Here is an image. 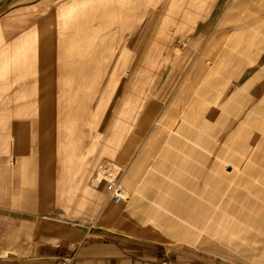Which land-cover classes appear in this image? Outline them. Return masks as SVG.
I'll use <instances>...</instances> for the list:
<instances>
[{"label": "crops", "instance_id": "1", "mask_svg": "<svg viewBox=\"0 0 264 264\" xmlns=\"http://www.w3.org/2000/svg\"><path fill=\"white\" fill-rule=\"evenodd\" d=\"M13 2L0 0V27L19 25L20 32L11 40L27 44L29 0ZM30 4L44 9V0ZM208 20L197 23L195 30L202 33L195 41H211L212 55L205 51L197 55L187 72L196 79L180 82L171 75L182 73L186 66L172 61L170 77L160 88L163 96L151 99L144 116L138 85L117 82V74L131 62L124 60L123 51L110 72L111 79L101 84L95 104L92 89L88 96L86 93L91 121L95 117L96 121L116 122V132L111 135L116 142L112 144L106 145L109 127L95 128L101 142L92 153L95 161H111L116 167L122 191L118 203L106 193L87 225L70 228L23 209L21 203L43 202L44 198L14 194L9 188L13 172L23 170L21 183L38 185L41 174L30 179L28 171H41L44 164L24 166L17 158L32 152L14 151L13 141L5 147L0 153V264H58L62 255L71 256L72 264H264V226L253 231V194L235 192L239 167L231 162L238 153L237 108L243 99L238 95L251 99L244 109V121L251 123L252 89L263 91L264 122V24L248 39L252 45L222 49L225 40L220 33H204ZM118 26L117 41L134 42L138 21L132 18ZM122 26L128 27L126 33ZM194 53L182 52L184 58ZM131 57H135L134 48ZM208 59L211 66L206 64ZM41 70L37 67L36 80L31 82L28 66L7 71L0 67V90L26 91L31 83V87L37 86L38 98L43 97L45 88L39 86L45 70ZM46 95L50 97V93ZM41 100L29 103L26 97L15 112L0 114V122L7 123L6 138L13 137V122L25 132L30 123L40 120ZM30 105L38 107L36 116L29 115ZM247 150L252 152L249 140ZM72 152H77L76 147ZM109 152L115 157L107 156Z\"/></svg>", "mask_w": 264, "mask_h": 264}, {"label": "rangeland", "instance_id": "2", "mask_svg": "<svg viewBox=\"0 0 264 264\" xmlns=\"http://www.w3.org/2000/svg\"><path fill=\"white\" fill-rule=\"evenodd\" d=\"M33 1L29 0L27 44L11 40L20 32L19 25L0 27V67L7 71L10 67L17 69L28 66L31 82L36 80L37 67L45 70L39 86V89L44 86L45 95L38 98L37 86L31 87V83L26 91L2 89L0 114L12 109L15 112L26 97L29 103L42 99L40 120L30 123L25 132L18 123L13 122L12 138L5 137L7 123L0 122V153L13 141L14 151L26 149L32 152L18 157L20 164L35 167L40 162L44 164L41 171H32L31 168L28 171L30 179L31 175L37 178L41 174L42 183L38 185L21 183V170L13 172L14 178L9 188L14 194H35V197L44 198L43 202L21 203L23 209L38 212L45 217V221L80 229L93 218L101 200L108 193L105 178L118 177V170L111 161H95L94 151L92 153L101 142L95 128L101 131L109 127L107 133L110 137L106 139V145L112 144L116 142L111 137L116 132V122H109L106 118L102 122L99 118L96 121L95 117L91 121L88 112L90 97H87L92 89L95 104L101 84L111 79L110 72L115 67L118 54L123 51L126 55L124 60L130 59L131 62L124 67L126 70L122 69L123 72L117 74L120 76L117 82L121 85H138L144 116L151 99L157 95L163 96L160 95V88L170 77L168 70L172 61L176 59L180 65L186 66L182 73L171 75L180 82L195 77L187 72L197 55L202 51L212 55L214 48L211 41H195L198 33H202L195 30L202 18L209 19L204 32L206 36L213 32L223 36L222 49H228L229 45L242 49L253 44L248 39L264 24V0H44V9L32 7L30 3ZM217 5L219 8L213 10ZM132 18L139 23L135 28L134 42L117 41L118 24ZM121 28H125L126 33L128 27ZM133 48L134 59L131 57ZM184 50L195 53L184 58ZM11 53L13 57H9ZM212 63L209 59L206 61L209 66ZM258 82L257 85H260ZM252 90L251 123L244 121L245 104L248 105L251 99H246L243 93L238 95V98H243L237 108L238 153L231 162L239 167L235 170V192L253 194L251 220L253 231H258L255 227L264 226L263 91L259 88ZM49 93L50 97L46 95ZM28 107L30 116L38 114V107ZM248 140L252 144L251 153L246 151ZM74 147L76 153L72 152ZM107 156L115 157L110 152ZM90 198L91 203L86 200ZM241 204L245 206L244 202ZM235 221L239 223L240 219Z\"/></svg>", "mask_w": 264, "mask_h": 264}, {"label": "built area", "instance_id": "3", "mask_svg": "<svg viewBox=\"0 0 264 264\" xmlns=\"http://www.w3.org/2000/svg\"><path fill=\"white\" fill-rule=\"evenodd\" d=\"M105 181H106V190L110 195L112 201L118 203L122 199V191L119 186L118 177L116 175L111 176L109 179L105 178ZM58 264H72V257L68 255L59 256Z\"/></svg>", "mask_w": 264, "mask_h": 264}]
</instances>
